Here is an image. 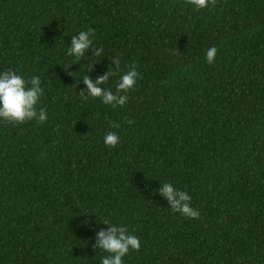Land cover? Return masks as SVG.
Instances as JSON below:
<instances>
[{
	"label": "trees",
	"instance_id": "16d2710c",
	"mask_svg": "<svg viewBox=\"0 0 264 264\" xmlns=\"http://www.w3.org/2000/svg\"><path fill=\"white\" fill-rule=\"evenodd\" d=\"M85 28L105 55L77 62ZM131 66L124 106L81 97L78 77L109 69L115 90ZM10 67L40 77L48 118L0 121V264H100L95 217L140 238L124 264H264V0H0ZM163 181L200 215L172 212Z\"/></svg>",
	"mask_w": 264,
	"mask_h": 264
},
{
	"label": "clouds",
	"instance_id": "9594fccd",
	"mask_svg": "<svg viewBox=\"0 0 264 264\" xmlns=\"http://www.w3.org/2000/svg\"><path fill=\"white\" fill-rule=\"evenodd\" d=\"M210 2L211 0H189V3L196 9L204 8ZM94 33V29L85 28L72 35L66 55L73 57L77 62L89 51L93 56L103 57L105 55L103 49L94 46ZM216 53L217 47L210 46L205 51L206 62L211 64ZM119 63L118 57L111 60V64L117 69ZM111 75L112 72L107 69L102 75L95 78H90L88 74L78 77L85 85V88L79 91L81 97L83 99L99 98L102 104L110 105L113 108L124 106L129 98L127 93L133 89L140 74L135 66L129 67L127 71L119 75L118 81L114 85L115 90L106 86ZM72 86L76 87V81ZM44 91L38 75L26 77L11 67L7 70L0 68V121L23 123L35 120L37 123H44L48 118L46 108L39 107ZM111 128H119V123H112ZM119 140V135L113 130L106 131L103 136V143L106 146H115ZM160 184L161 186L153 191L158 192L167 201V207L172 212L193 219L200 215L199 209L191 205L192 197L186 190L176 187L170 181H163ZM101 223L107 227L94 231L95 243L93 245L94 249L99 248L106 253L99 258L100 264H124L123 258L126 257L130 249L139 250L140 238L129 232L125 225L112 223L107 218L97 221L95 217L94 228Z\"/></svg>",
	"mask_w": 264,
	"mask_h": 264
}]
</instances>
